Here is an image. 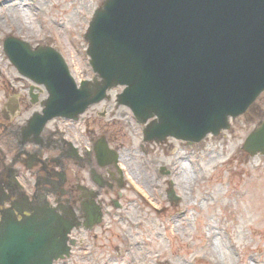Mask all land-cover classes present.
<instances>
[{
  "label": "water",
  "instance_id": "95a60500",
  "mask_svg": "<svg viewBox=\"0 0 264 264\" xmlns=\"http://www.w3.org/2000/svg\"><path fill=\"white\" fill-rule=\"evenodd\" d=\"M85 39L101 80L80 88L53 48L32 51L24 41L5 39L10 61L50 94L31 125L77 117L107 89L126 85L119 102L141 122L157 117L144 129L145 140L198 142L229 128V117L244 113L264 90V0H105ZM243 149L264 154V119ZM70 228L45 208L21 220L4 215L0 264H52L68 253Z\"/></svg>",
  "mask_w": 264,
  "mask_h": 264
},
{
  "label": "rangeland",
  "instance_id": "374dc122",
  "mask_svg": "<svg viewBox=\"0 0 264 264\" xmlns=\"http://www.w3.org/2000/svg\"><path fill=\"white\" fill-rule=\"evenodd\" d=\"M103 2L0 0V86L25 83L2 52L7 35L33 47L59 46L76 80L90 77L84 34ZM263 117L264 92L250 111L217 136L191 145L168 137L145 145L146 156L132 152L131 169L140 181L133 187L147 200L132 191L127 209L120 212L128 219L118 217L110 230L103 229L106 234L99 235L90 255L95 259L78 261V255L89 254L76 251L60 264H264V155L249 156L242 150L244 139ZM98 123L102 127L104 119ZM127 138L133 149L142 144L139 130ZM161 165L171 170L181 197L174 205L162 197L167 178L156 181ZM118 248L122 251L115 259Z\"/></svg>",
  "mask_w": 264,
  "mask_h": 264
},
{
  "label": "flooded vegetation",
  "instance_id": "af4514ba",
  "mask_svg": "<svg viewBox=\"0 0 264 264\" xmlns=\"http://www.w3.org/2000/svg\"><path fill=\"white\" fill-rule=\"evenodd\" d=\"M6 87L0 88V219L5 212L20 219L34 208H52L74 223L72 252L97 249L99 235L116 218L128 219L120 212L129 204L132 177L140 183L131 169L132 152L146 156L145 145L150 144L137 149L128 145L127 135L137 134L138 123L128 107L116 103L122 88L111 90L76 121L51 120L37 130L28 120L41 109L44 87L29 80ZM98 119H104L102 127ZM101 146L116 152L118 161L107 157L101 163ZM139 165L143 170L144 164Z\"/></svg>",
  "mask_w": 264,
  "mask_h": 264
}]
</instances>
